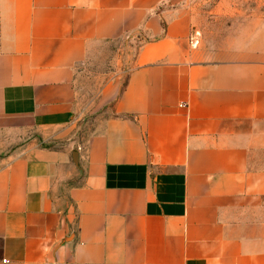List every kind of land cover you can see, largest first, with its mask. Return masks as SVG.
<instances>
[{
  "label": "crops",
  "instance_id": "crops-1",
  "mask_svg": "<svg viewBox=\"0 0 264 264\" xmlns=\"http://www.w3.org/2000/svg\"><path fill=\"white\" fill-rule=\"evenodd\" d=\"M181 1L0 0V264H264V12ZM119 38L124 80L82 102Z\"/></svg>",
  "mask_w": 264,
  "mask_h": 264
},
{
  "label": "rangeland",
  "instance_id": "rangeland-1",
  "mask_svg": "<svg viewBox=\"0 0 264 264\" xmlns=\"http://www.w3.org/2000/svg\"><path fill=\"white\" fill-rule=\"evenodd\" d=\"M192 4L203 24L208 28L224 31L231 24H238L247 18H255L264 12V0H182ZM138 40L119 38L115 41L95 44L76 75L75 87L84 103L94 99L100 87L109 76L120 74L123 81L131 66ZM90 113H85V123L89 126ZM264 217V203L255 211ZM254 211V213H256Z\"/></svg>",
  "mask_w": 264,
  "mask_h": 264
}]
</instances>
